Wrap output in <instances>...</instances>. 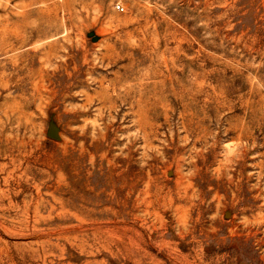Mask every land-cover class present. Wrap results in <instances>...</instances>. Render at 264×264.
<instances>
[{
  "label": "rangeland",
  "instance_id": "rangeland-1",
  "mask_svg": "<svg viewBox=\"0 0 264 264\" xmlns=\"http://www.w3.org/2000/svg\"><path fill=\"white\" fill-rule=\"evenodd\" d=\"M0 264H264V0H0Z\"/></svg>",
  "mask_w": 264,
  "mask_h": 264
},
{
  "label": "water",
  "instance_id": "water-1",
  "mask_svg": "<svg viewBox=\"0 0 264 264\" xmlns=\"http://www.w3.org/2000/svg\"><path fill=\"white\" fill-rule=\"evenodd\" d=\"M89 35L92 37V39L95 41V40H98V36H96L95 34H94V32H90L89 33ZM48 135L50 136V137H52V138H59L60 136H59V132H58V129L57 128H55V127H53V126H51L50 128H49V130H48ZM227 216H228V214H227Z\"/></svg>",
  "mask_w": 264,
  "mask_h": 264
},
{
  "label": "built area",
  "instance_id": "built-area-1",
  "mask_svg": "<svg viewBox=\"0 0 264 264\" xmlns=\"http://www.w3.org/2000/svg\"><path fill=\"white\" fill-rule=\"evenodd\" d=\"M116 8L121 11L124 10V6L122 4H117Z\"/></svg>",
  "mask_w": 264,
  "mask_h": 264
}]
</instances>
